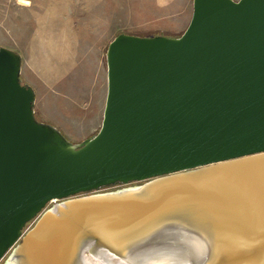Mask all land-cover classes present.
I'll use <instances>...</instances> for the list:
<instances>
[{"label":"water","instance_id":"water-1","mask_svg":"<svg viewBox=\"0 0 264 264\" xmlns=\"http://www.w3.org/2000/svg\"><path fill=\"white\" fill-rule=\"evenodd\" d=\"M99 129L37 118L0 45V264H264V0L118 33Z\"/></svg>","mask_w":264,"mask_h":264},{"label":"crops","instance_id":"crops-1","mask_svg":"<svg viewBox=\"0 0 264 264\" xmlns=\"http://www.w3.org/2000/svg\"><path fill=\"white\" fill-rule=\"evenodd\" d=\"M13 7L4 19L13 43L5 46L22 57L21 74L35 90L38 119L57 128L66 118L73 126L94 128L97 115L89 116L93 109L81 102L90 93L77 86L81 43L71 8L58 0H17Z\"/></svg>","mask_w":264,"mask_h":264},{"label":"rangeland","instance_id":"rangeland-1","mask_svg":"<svg viewBox=\"0 0 264 264\" xmlns=\"http://www.w3.org/2000/svg\"><path fill=\"white\" fill-rule=\"evenodd\" d=\"M192 1L58 0V4L71 8L76 33L80 38V63L75 75L78 88L90 93L81 102L86 109H93V112L86 110L89 116H94V113L97 115L96 126L87 129L73 126L68 118L64 119V122L58 120V128L70 141L79 142L100 127L107 90L105 51L113 37L121 32L140 36L158 34L178 36L189 23ZM14 3H17V0H0L1 46L13 43V37L6 32L4 19L8 12L16 10L13 7ZM20 77L22 82H26L24 74ZM36 116L40 117L38 114ZM84 132L87 133L84 135Z\"/></svg>","mask_w":264,"mask_h":264},{"label":"bare ground","instance_id":"bare-ground-1","mask_svg":"<svg viewBox=\"0 0 264 264\" xmlns=\"http://www.w3.org/2000/svg\"><path fill=\"white\" fill-rule=\"evenodd\" d=\"M94 264H103V263H99V262H94ZM114 264V263H113ZM159 264H162V262L161 263H159Z\"/></svg>","mask_w":264,"mask_h":264}]
</instances>
